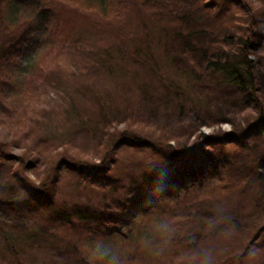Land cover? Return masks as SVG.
I'll return each mask as SVG.
<instances>
[{"label": "rangeland", "instance_id": "rangeland-1", "mask_svg": "<svg viewBox=\"0 0 264 264\" xmlns=\"http://www.w3.org/2000/svg\"><path fill=\"white\" fill-rule=\"evenodd\" d=\"M80 1L0 0V264H93L95 243L101 257L124 253L132 264H264V133L225 139L260 109L185 54L192 29L236 58L238 39L250 37L264 117V0H211L218 12L192 8L184 21ZM39 5L50 9L27 14ZM156 175L167 200L194 191L184 203L193 224L157 210L132 234L130 221L113 236L94 224L80 232L25 191L39 197L52 182L58 207L83 205L106 220L133 204L149 209ZM179 222L191 247L173 251L178 258L137 255L153 251L154 238L139 243L150 229Z\"/></svg>", "mask_w": 264, "mask_h": 264}, {"label": "trees", "instance_id": "trees-1", "mask_svg": "<svg viewBox=\"0 0 264 264\" xmlns=\"http://www.w3.org/2000/svg\"><path fill=\"white\" fill-rule=\"evenodd\" d=\"M80 2L86 4L88 3V5L90 6L94 5L97 7H102L104 9L118 7L122 10L124 8V11H133L135 15H145V13L169 14L170 12H172L180 17V21H184L187 15H191L193 13H190L191 10H193L192 8H194L195 10H203L204 12L219 11V7L211 0H171V2L166 3L160 0H81ZM9 6L12 5L9 4ZM22 8L25 9L24 7ZM22 8L21 6H18L17 9L18 11H20V9ZM49 9L50 8L39 5L37 8L30 9L27 14H31V16L35 18V16H38L41 13L46 14ZM182 12L185 15V19L181 16ZM192 30H189L188 36L186 37L187 41L185 42V54L187 53L193 56V58L196 60V62L194 63H196V65L201 69L200 74L202 72V74L208 72L209 76H214L216 75V73L222 74L226 77V79L229 80L230 85L232 86V88H234L238 95L240 94L241 96H243L244 100L247 101L248 104H256V107L260 109L261 114L257 121L251 122L250 125H248V127L245 129H235L233 136L225 139H230V142L233 143H240L243 136H254L264 133V117L261 112L262 103L256 95V79L255 75L253 74V70H255V64L250 58V51L252 48H254L255 45L252 39L250 37H247V39H238V45L236 48L240 49L236 50H239L241 57L236 58L228 53H223L222 55L223 49L220 48V45L214 44L213 39L208 40L207 36L205 39V35H203L201 32H193ZM178 35V37L180 38V34ZM194 36H197L199 38L197 42L196 40L192 42ZM218 37L220 44H223L224 46L228 45L226 43V36L222 37L220 35ZM203 138H206V140H210V142H214L213 136L207 137L204 135ZM132 139H134L137 146L141 145V142L138 141L137 137H133ZM158 179L159 176L156 175L153 183L150 184L151 186L148 192H146V201L147 204H149V209H146L144 212V204H133L130 207L124 209L123 216H115L113 218L110 217L106 220H102L103 216L101 217L100 214L97 215L95 211L90 210L83 205L74 204L73 206L69 207L66 205H64L63 208L58 207L56 204V193H54L53 191L54 183L52 182L47 181L43 187H39L38 191L41 192V196L39 197L37 195L31 194L35 192L34 190L26 189L25 191L31 197V200H29L31 202L30 204L33 205L36 209L39 208L40 210H44L47 215H49V217L55 219L60 223H63L64 225H73L74 228H77L80 232L84 231L85 228L94 224L95 226L99 227L100 235L113 236L115 232H118L117 227L122 226L124 228L126 226V222L130 221L133 222L131 223V229H128L129 233H131L132 230H135L137 226H140L142 222L144 223V221H146L147 216H149L152 212H156L157 210L163 212H168V210L172 211L173 215H175V220H177L178 217L181 216L183 219H188L187 224H193L197 219V216L195 214L189 215L187 212L191 207L187 209L186 206H184V203L189 202V200L192 199L191 195L194 191H192L191 189L183 196L178 195L176 197L175 195H172L168 198L169 200H167V198H165L166 196L163 195L166 192V185L161 183V178L159 180ZM151 198L152 200H150ZM145 215L146 217L143 218ZM180 223L181 222L177 224L179 226L175 227L173 225H168L162 230L160 227L154 228V226L147 232L149 234H147V236H144L143 240L139 242L146 244L149 240V237L154 238L155 241H153V243L155 244V247L153 251H149L148 248L137 253V255H139L141 259L146 260L150 254L156 255L157 252L158 254H162L169 249V251H171L172 253L170 254V256L172 255L174 256V258H178V253L174 254L173 251L180 248L181 251H184L185 249L191 247L189 246V241L186 242V237H184L183 234H180L181 231H178L179 227L181 226ZM2 239H4L7 249L12 251L11 248L13 239L8 235H5V237L2 236ZM103 239L106 240L105 237H103ZM102 244H93L91 250L94 257V259L92 257L93 264L94 262L96 264L98 262L101 264H130L132 262V259L129 258L130 255L126 256L124 253H121V255L117 253L115 256L110 257L106 255H104V257H101V253L106 251L105 246H102ZM78 264H88V262L84 257H80V261L78 262Z\"/></svg>", "mask_w": 264, "mask_h": 264}]
</instances>
